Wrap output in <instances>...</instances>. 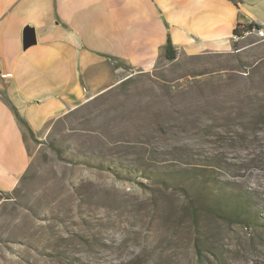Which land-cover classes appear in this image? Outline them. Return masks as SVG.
<instances>
[{
    "label": "rangeland",
    "instance_id": "374dc122",
    "mask_svg": "<svg viewBox=\"0 0 264 264\" xmlns=\"http://www.w3.org/2000/svg\"><path fill=\"white\" fill-rule=\"evenodd\" d=\"M97 71L85 105L27 137L29 170L0 193V264H264V25L229 51ZM192 170L204 203L242 196L256 220L192 218Z\"/></svg>",
    "mask_w": 264,
    "mask_h": 264
},
{
    "label": "crops",
    "instance_id": "0c3cea01",
    "mask_svg": "<svg viewBox=\"0 0 264 264\" xmlns=\"http://www.w3.org/2000/svg\"><path fill=\"white\" fill-rule=\"evenodd\" d=\"M251 22L264 25V0H0V193L31 164L29 135L4 98L37 137L91 99L106 56L151 71L169 39L189 55L229 51Z\"/></svg>",
    "mask_w": 264,
    "mask_h": 264
},
{
    "label": "trees",
    "instance_id": "16d2710c",
    "mask_svg": "<svg viewBox=\"0 0 264 264\" xmlns=\"http://www.w3.org/2000/svg\"><path fill=\"white\" fill-rule=\"evenodd\" d=\"M263 28V25L257 24L255 22H251L249 24L246 25H241L239 24L237 26V28L234 31V36L236 38H242L246 33H251L255 30H260ZM108 59H110L111 61H115L118 63L119 66L122 67H126L128 68H133L130 65L126 64L124 61L119 60L117 58H113L110 56H106ZM178 57V51L175 49L174 45L172 44L171 40L169 39L167 42V45L165 47V59L167 61L173 62L177 59ZM5 102H7L9 104V106L12 108L17 121L19 122V124L23 127L24 131L31 137V138H35V133L34 130L31 128V126L29 125V123L19 114L18 110L11 104V102L7 99L4 98ZM55 122H51L48 125V128L50 126H52ZM53 148L55 149V151L59 154H61L60 150L53 146ZM86 165H89L87 162H85ZM94 167L99 168V169H103L105 166L102 163H99L97 165H95ZM26 175V174H25ZM24 175V176H25ZM24 176L22 179H24ZM199 176L200 174L198 172H196V170H192L191 172H189V179L193 180L195 179V184L198 181V187L201 191H199L200 193L197 195V197H199L197 199L196 196H193L189 189H185V188H181V194L186 198V202H187V212L190 214V216L192 218H198V216L200 214H208L214 217H218L220 219H236V221H241L242 219L247 218V220L249 221H253L256 220V217H252V209L250 204H248V202L245 203L244 198L242 196H236V198L234 199V206H231L230 203V198H226L223 195L220 196H215L213 197L214 199L212 200L213 204H207L203 202V198H207L209 196H211L210 193L205 192L206 190L203 187H209V181H199ZM212 183L215 182V180L212 178ZM208 185V186H207ZM208 189V188H207ZM212 197V196H211ZM233 199V198H232ZM250 224V223H248ZM199 255V257H202V252H198L197 253Z\"/></svg>",
    "mask_w": 264,
    "mask_h": 264
},
{
    "label": "water",
    "instance_id": "95a60500",
    "mask_svg": "<svg viewBox=\"0 0 264 264\" xmlns=\"http://www.w3.org/2000/svg\"><path fill=\"white\" fill-rule=\"evenodd\" d=\"M31 38L34 39L33 41H35V36L33 34H31V31H29L27 33V39L28 40H27L25 46H29L32 43Z\"/></svg>",
    "mask_w": 264,
    "mask_h": 264
}]
</instances>
